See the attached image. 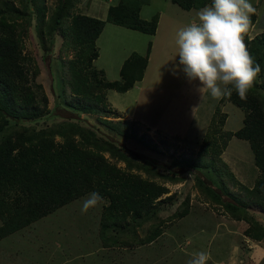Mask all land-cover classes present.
I'll use <instances>...</instances> for the list:
<instances>
[{
    "label": "trees",
    "instance_id": "1",
    "mask_svg": "<svg viewBox=\"0 0 264 264\" xmlns=\"http://www.w3.org/2000/svg\"><path fill=\"white\" fill-rule=\"evenodd\" d=\"M18 2L0 0V238L96 191L103 197L97 234L104 247L135 248L153 243L164 234L169 221L190 213L188 196L175 212L165 216V205L174 201V194L167 195V182H182L186 173H162L157 163L178 161L150 154L164 155V150L148 133H140L136 121L117 120L122 116L107 99L109 89L127 92L143 80L153 44L145 55L130 54L121 66L119 80H107L94 61L99 57L96 41L107 22L155 35L160 14L151 20L142 18V7L150 0H120L109 6L106 20L76 12L80 0H59L49 16L44 0ZM172 2L191 10L204 8L212 0ZM256 16L255 11L243 40L261 73L246 99L241 100L235 92L227 98L244 111L242 127L222 133L219 143L217 138L211 140L209 133L197 154H183L180 164L202 174L195 176L205 202L223 205L233 219L247 222L246 236L263 242L264 220L253 211L264 212V33L248 41ZM25 25L34 28L45 51L54 50L56 37H62L61 52L74 53L62 66L66 78L62 99L55 105L70 113L61 115L64 120L55 127L25 124H36L51 111L40 108L41 104L47 107L49 96L40 92L41 85H33L40 69L31 76L27 68L21 38L28 29ZM216 111L224 124L227 115L220 107ZM234 136L247 141L254 154L260 176L253 186L236 181L235 189L230 184L233 179L221 154Z\"/></svg>",
    "mask_w": 264,
    "mask_h": 264
},
{
    "label": "rangeland",
    "instance_id": "2",
    "mask_svg": "<svg viewBox=\"0 0 264 264\" xmlns=\"http://www.w3.org/2000/svg\"><path fill=\"white\" fill-rule=\"evenodd\" d=\"M11 1L19 4L18 0ZM119 1L80 0L75 11L106 20L109 6ZM58 2L59 0H44L46 16L53 12ZM250 2L256 9L257 16L248 33V41L264 33V0ZM199 10L183 9L172 0H150L143 5L141 16L151 20L160 14L156 34L149 35L107 22L96 41L99 57L94 61L97 70L105 71L107 80H119L121 66L130 54L138 52L145 55L152 42L150 60L143 80L127 92L109 89L107 99L122 116L117 120L131 119L130 122L133 123L138 120L136 123L140 127V133H148L164 150V155L156 152L150 154L171 162L178 161L171 165L157 163L162 173H186V179L182 182H167L170 190L167 195L174 194V201L165 205V216L175 212L188 196L190 213L169 221L164 234L151 244L135 248H106L97 234L102 203L90 209L87 214L80 211L87 194L31 226L0 238V264H187L194 253L201 251L208 254L207 264H264L260 249H264V241L253 242L246 236L247 222L233 219L223 205L205 202L195 176L196 173L200 176L202 174L187 166L181 167L180 164L184 159L183 154H197L209 133H212L211 140L217 138L219 143L221 134L241 128L245 117L244 111L227 98L214 100L210 94H206L202 99L198 91L201 86L198 79L189 81L182 70L173 74V69L179 64V48L176 43L178 32L198 22ZM35 21L34 18L33 22ZM25 26L28 29L21 33V38L27 55V68L31 76L35 69H40L35 80L33 79V85H41L40 92H46L49 96L47 107L41 104L40 108L47 113L51 110L50 114L36 121V124H25L37 128L55 127L56 123L64 120L61 115L67 116L70 113V110L56 109L55 105L62 99L66 78L62 66L74 53L68 50L61 52L62 37H56L54 50L45 51L34 28ZM244 43L247 45L245 41ZM219 107L223 115H227L224 124L220 120L222 115L216 113ZM215 121L218 122L217 133L214 132ZM129 141L126 140L127 143ZM167 144L170 145L169 148ZM221 157L226 163L229 177L233 179V183L230 180L232 186L236 187V181L253 186L260 176L250 145L241 138L234 136ZM120 166L124 167L125 163L121 162ZM158 181L162 182L160 179ZM225 199L228 200L226 197ZM253 211L258 213V218L264 220V212L259 209Z\"/></svg>",
    "mask_w": 264,
    "mask_h": 264
},
{
    "label": "clouds",
    "instance_id": "3",
    "mask_svg": "<svg viewBox=\"0 0 264 264\" xmlns=\"http://www.w3.org/2000/svg\"><path fill=\"white\" fill-rule=\"evenodd\" d=\"M255 11L250 0H212L200 9L198 22L178 32L179 64L173 74L182 70L189 81L198 79L202 99L210 94L214 100H221L231 97L233 92L241 100L246 99L261 73L260 64L243 40L251 24L250 14ZM102 202L99 192H90L80 211L87 214ZM208 259V254L201 251L194 253L187 264H207Z\"/></svg>",
    "mask_w": 264,
    "mask_h": 264
},
{
    "label": "crops",
    "instance_id": "4",
    "mask_svg": "<svg viewBox=\"0 0 264 264\" xmlns=\"http://www.w3.org/2000/svg\"><path fill=\"white\" fill-rule=\"evenodd\" d=\"M132 113V112H131ZM133 115H134V113H133ZM128 116H129V114H128ZM253 242H256V241H254L253 240ZM258 242V241H257ZM261 250H262V252H263V257H264V249L263 248H260Z\"/></svg>",
    "mask_w": 264,
    "mask_h": 264
}]
</instances>
